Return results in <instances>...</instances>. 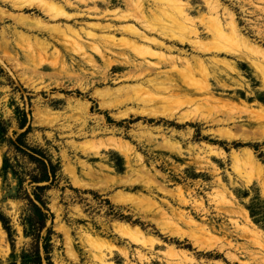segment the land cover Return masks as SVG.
Returning a JSON list of instances; mask_svg holds the SVG:
<instances>
[{
    "label": "rangeland",
    "instance_id": "374dc122",
    "mask_svg": "<svg viewBox=\"0 0 264 264\" xmlns=\"http://www.w3.org/2000/svg\"><path fill=\"white\" fill-rule=\"evenodd\" d=\"M118 1L114 0L111 10L124 9ZM182 1L192 6L191 17L199 18L203 13L209 16L202 0ZM216 1L226 24L232 16L241 35L264 51V0ZM0 11L4 12L0 13V264H264V252L251 240L234 233L229 209L212 197L216 188L212 169H202L194 155L187 152L190 145L203 144L222 148L230 154L245 145H229L213 139L208 132L216 130V126L178 124L161 118L150 120L145 115H132L120 122L115 120L110 111L98 105L100 100L93 95L104 87L117 89L135 85V79H122L130 71L129 66L111 72L112 78L119 77L118 82L110 81L100 86L94 77L97 72L83 61V57L54 41L61 57H53L51 50L43 51L33 39L16 34L14 20L5 16H15L19 12L4 6L2 0ZM32 14V11L24 13L25 16ZM108 19L88 22L114 24ZM199 30L204 32L201 25ZM18 31L24 30L18 28ZM178 48L195 55L188 46L179 45ZM130 56L142 61L139 55L132 53ZM108 57L111 61H123ZM226 58L236 61L233 57ZM96 61L103 67L99 57ZM150 61L158 62L156 59ZM240 69L254 95L250 102L256 97L264 102V92L260 91L251 68L242 64ZM131 73L128 76L137 78L142 72ZM215 92L224 99L234 95L232 90L217 89ZM135 93L128 95L135 96ZM83 103L89 105L88 113L84 112ZM139 109L146 111L143 107ZM190 129L193 133L188 139L174 134L188 136ZM146 132L155 134L159 142L162 141L160 136L180 142L184 156L157 147L156 143H149L148 138L141 142L135 138ZM20 140L29 149L41 151L50 159L56 167L55 179H44L40 165L29 158L31 151L16 149L13 144ZM119 141L129 144L143 158L148 169V184L127 173L126 160L116 149ZM253 148L264 163V147ZM211 161L221 169L223 180L229 186L228 174L233 173L230 162L224 163L217 158ZM155 184L169 189L180 187L187 196L193 193L188 197L191 204L180 205L159 191ZM39 188L44 190L38 191ZM233 191L240 206L250 212L254 223L264 232V200L259 189L238 187ZM197 202L203 203L200 211L194 204ZM33 204L41 207L47 218L45 227L36 233L31 231L28 222V218L34 216ZM158 208L166 213L164 217L159 216ZM182 215L191 217L197 228L204 227L211 232L209 243L204 242L208 245L206 248L199 250L192 237L196 228L187 224ZM116 224L124 226L125 231H116ZM93 240L99 244L105 262L97 258Z\"/></svg>",
    "mask_w": 264,
    "mask_h": 264
},
{
    "label": "bare ground",
    "instance_id": "6f19581e",
    "mask_svg": "<svg viewBox=\"0 0 264 264\" xmlns=\"http://www.w3.org/2000/svg\"><path fill=\"white\" fill-rule=\"evenodd\" d=\"M202 1L206 12L208 11V17L204 16V13L199 18L191 17L192 6L182 0H119V6H123L124 9L117 7L113 10L111 7L114 0H2V3L20 13L13 14L15 16L5 13V17L9 16L17 25L16 34L24 39H33L43 51L51 50V55L55 58L61 57V52L53 41L62 43L68 51L83 57V61L97 72L94 77L100 86L110 81L118 82L119 77L112 78L111 72L115 69L124 70V66H129L130 71L124 74L122 79H135L136 84L133 83L135 85L117 89L103 86L105 89H97L93 95L100 100L98 105L110 111L115 120L120 122L132 115H145L150 120L161 118L178 124L216 126L218 127L216 130L208 132L213 139L229 145L238 143L245 145V148L232 150L230 154H226L222 148L203 144L190 145L187 152L194 155L195 162L202 169L209 167L212 169L211 174L215 178L216 187L212 197L229 209L231 216L229 221L234 227V233L243 239L251 240L253 245L264 252V232L254 223L250 212L240 206V200L233 191L238 187L250 189L255 186L264 200V163L253 148L257 145L264 147V102H259L257 97L253 103L250 102L254 95L240 69L242 64H247L259 82L260 91L264 92V51L241 35L232 16L231 21L226 24L221 18L220 6L216 0ZM100 6L106 9L102 10ZM27 11H32L33 14L25 16L24 13ZM0 13L4 14L2 11ZM108 18H111L114 24L88 22L91 19L105 21L109 20ZM200 25L203 27V33L199 30ZM18 28L24 31H18ZM31 33L35 36H30ZM179 45L188 46L195 55L191 56L187 51L181 50L178 48ZM132 53L139 55L142 61L132 59L130 56ZM108 55L121 58L123 61H111ZM223 55L225 58L221 57ZM96 57L102 60L103 67L97 64ZM226 57H233L236 61L232 62ZM151 59L158 62L152 63ZM133 71L142 73L137 78L128 76ZM217 89L232 90L234 95L224 99L216 94ZM130 92L131 95L136 92V95L129 96ZM243 93L245 98H242ZM81 105L84 112H87L89 105L84 103ZM140 107L146 111H141ZM184 108L187 110L183 111ZM192 133L191 129L188 136L174 132L175 135L179 134L187 139ZM160 137L161 142L153 133L135 135L140 142L148 138L149 143H156L157 147L164 148L172 154L184 156L185 150L180 142ZM115 145L126 160L127 173L148 184V169L143 158L126 142L119 141ZM212 158L220 159L224 163L230 162L233 173L228 174L229 186L223 180L221 169L212 163ZM233 175L237 178L235 179ZM155 187L180 205L191 204V198L188 197L193 193L187 196L180 187L169 189L167 186L158 187L156 184ZM198 202L194 204L200 211L203 203ZM245 202L248 203V200ZM158 212L161 217L166 214L162 209ZM182 217L186 219L184 221L187 224H194L191 217L186 218L184 215ZM182 217L181 220L184 219ZM196 226L192 237L200 250L208 246H205L207 243L204 242L209 243L211 232L204 227ZM124 228L122 225L114 226L118 232L125 231ZM213 237L212 235V239ZM92 244L99 255L97 258L105 262V256L97 241L93 240Z\"/></svg>",
    "mask_w": 264,
    "mask_h": 264
},
{
    "label": "trees",
    "instance_id": "16d2710c",
    "mask_svg": "<svg viewBox=\"0 0 264 264\" xmlns=\"http://www.w3.org/2000/svg\"><path fill=\"white\" fill-rule=\"evenodd\" d=\"M13 145L20 152L27 150L32 152L31 155H29V158L34 160L40 165L39 167L42 168L43 173H45L44 179L50 181L56 178V167L52 165L50 159L43 152L38 151L36 149L35 150L29 149L27 145L24 142H22V140L16 141ZM7 164H6V168H7ZM42 190H44V188L38 189V191H42ZM38 200L41 203V205L45 207V203L43 202L42 198L38 197ZM33 205H34V216L28 218V222L30 223L31 231L36 233L37 231H40V229H43L45 227L47 218H46V214L43 212L41 207H39L36 204ZM4 225L6 226L7 224L4 222ZM45 249L48 250V245H46Z\"/></svg>",
    "mask_w": 264,
    "mask_h": 264
}]
</instances>
